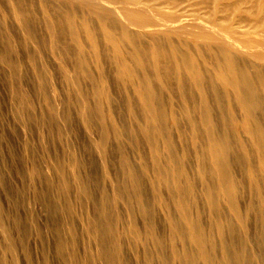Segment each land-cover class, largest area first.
<instances>
[{
    "label": "bare ground",
    "instance_id": "obj_1",
    "mask_svg": "<svg viewBox=\"0 0 264 264\" xmlns=\"http://www.w3.org/2000/svg\"><path fill=\"white\" fill-rule=\"evenodd\" d=\"M2 1L3 0H0L1 5L4 4ZM7 1L6 2L10 4V9L12 11L13 16H15V18L18 22V23L16 22L17 23L16 25H19V27H21L24 31V33H23L24 43H30V44L36 43L38 46L41 43L40 42L41 41L40 40V34H42V37L44 35H46L47 38L49 39L48 43H49V46L52 50L50 52L54 56V58H53L54 62L57 63V64H55L56 65L55 67H57L56 73H60V75H62L66 78V79H64V80H66V84H64V85H67V87L72 89V92L74 93V95L77 98L80 99L81 96L86 97L84 102H86V104L88 103L87 106L89 104H92L91 100H93V98H96V99H98V101H96V102H98L100 105V108H99L98 104L97 105L95 104L96 106H98L97 108H99V110L101 108H103L101 106V104H102L101 101L103 102L102 97H104V96H101V94H102L101 92L104 89L109 90L111 88V87L108 88L107 84H109L108 82H110L112 79L110 81H108L109 77L106 78L107 77L106 71L108 69L110 70L112 68V70H110L114 73V75H112V77L115 76V81L120 83L119 86L121 85L120 87L122 88V92L124 90H127V88L130 91H132V93L130 92V94L131 95L133 94V96H132L133 102L132 101L131 102L133 103V106L136 107V110H140L139 112L133 110L135 113V116H133V114H131V112H130V114L134 118L137 117L136 118L137 120L136 119L135 120L139 124V125H137L136 121L133 118L132 121H135L136 125L138 126V127L137 126L136 127L138 129L135 128V125L134 126L132 125L133 128L138 130V131L136 130V132L138 133V136H141L142 139L145 141V143L150 147H147L145 145V143H144V145L147 148H152L156 154H157L156 150H158V148H162L164 150V152H166V154L168 153L167 151H169V150L171 152L173 150H175V151L177 150L175 145L176 144L179 145V143H176V142H178V138H177V141H174V143H176V144H174L173 140H175L176 138L172 139L171 136L172 137H174V136L178 137L179 136L178 131L183 129V128H180L181 127L180 123L183 121H187V120H185V118H186L185 116H187V114H188V113H186L187 110L186 111L183 110L185 113L184 114L185 115L184 120H181V121L179 120L180 122L176 120L175 115H177V116L180 115V114H178V111H181V110L177 111L176 109L178 108L179 105H181V103H182L181 107L184 106L186 108L190 107V105L187 103L193 102L194 105L193 104L192 105L195 107H196L195 104L198 103V105H197L198 108H202L201 111H203V108H205L206 110L209 109L208 108L209 106L204 104V103H207L206 102L207 99L212 98L211 100L213 103L217 101L218 103L220 102L222 105H223L222 102L226 101L227 104L225 103L223 105V106H225V105L227 106V107L225 106L227 108L226 109L227 112L224 110L225 114L223 113L226 117L222 114L225 117V119H224V117H223V119H221V123H223L224 128L227 129V131H226L227 133L225 135L222 132L223 130L222 131L218 130V131H221L222 134L221 133L220 134L223 135V136H219L220 134H218L216 132L217 131L216 129H213L211 131V133H208V135L212 134V132L215 130L214 132L217 133L216 138H213L214 132H213V135H211L212 139L208 138V135H205L209 131V129L211 128L210 126H213L212 125L213 120L216 118L218 119L221 116V115H219V112L222 113L221 108L223 106H221V105H219V106H221V108L219 107L220 111L218 113H217L218 110H216V113L213 114L212 112H210V109H209L208 111L210 112V114L206 110H205L206 113L205 112L203 113L204 116H202V113H201V116L203 118H201V116L197 115L198 117L201 118L200 119L201 121H199V122H195V120L197 119V116L195 113H197V112L194 113L196 116L195 120L193 119L194 116L192 113H190V115L192 114V116L188 115L194 121L189 119V117H188L187 119H189V120L187 121V123L185 124V122H184V124L189 127V128L186 127V128H188L187 131L191 130L193 138L195 137V139L197 140L195 142H197V143L199 142L201 145V147H199L200 149H197V150H196V148H198V147L194 146L195 147L194 150H195L196 155H197L196 156L197 159L195 158L196 163H197V166H195V167H197V168L196 169L194 168L195 171L197 172V173L195 172L197 175L196 177H194L191 174H187L188 170H186L187 172H185V170H183V168H185L187 163H186V165L184 164L185 166L183 165L181 167L182 161H181L180 166H179L180 168L178 167V170L176 171L178 173V178H179L178 184L176 183L177 181L176 182H175V180L172 181L173 175L168 174L169 170L168 171H165V170L162 171L161 170V172H159L158 171L159 169H156V172L158 171V174H159L158 176L157 175L154 176L150 172V170H148L149 168H146V170H148L154 176V178L156 177L157 179H159L158 177L163 176L164 180H162V179L161 180H162V182H164L165 189H167V192L169 191V193L173 194V197H174V194L176 196L175 202L177 205H175V204L174 205H175V207H177V206L179 207L178 209H180V210H179L178 214L181 213V217H179L180 221L178 220L179 221L178 222L177 219L174 220L173 217L177 218L179 215L177 216L175 214L176 215V217H175V215L173 213L172 214L173 217L171 219H172V222L175 221L176 224L179 223V225H178L179 230L176 228V225L175 226L171 225L170 221H169V223H170L169 226L175 227V230L177 229L178 230L177 232L179 233V234H177L173 230L174 233L177 234L176 236L180 235L181 238L187 242V245H189L188 248H190V246H192V249H194L193 250L194 253L196 252L198 254L197 257L195 258L193 252L191 254L189 251V253L186 254L185 253L186 250H185V252H183L181 254V252H182L181 251L179 254L182 255V257H181V255H180V257L182 258L181 260H183L185 264H264V123L262 122L263 120L260 121L261 116L262 117L264 116V0H7ZM35 2H37V3L35 4ZM7 3H6V6H8ZM34 4L37 5L38 10H40L42 20H43V26L44 27L41 28L42 25L39 26V30H36L35 26L33 25L34 22L32 24V16L36 13L40 14V12L39 13L37 12L38 10H36V13H34V11H35L34 10V8H35ZM36 16H34V18H36V19L40 18V15H39V17H36ZM41 24H42V22H41ZM38 25H40V23ZM17 28H18V26H17ZM18 30H19V28H18ZM4 31L6 33H8L7 28ZM0 32H1V30H0ZM10 32H12V31H10ZM11 36H12L11 34L5 36L4 40L1 42L2 47H0V65L1 64L4 65L9 71H11V73L13 75L14 74L16 75L17 73H19V71L21 70L22 67H21V64H20V66H18L16 64L15 60L18 57L19 52L17 49H14V47H13L14 45L10 44ZM11 40H12L11 43H13V41H14L13 36H12ZM25 46H27V45H25ZM35 50L36 51L38 50L37 47L35 48ZM105 50L107 53H104ZM105 56L107 57V60H106ZM28 57H29V61H30L29 65H30L31 72H38L39 76L41 74H43V70H45V68L43 69L42 63L40 62L41 63V66H40L39 65L40 63L38 64V61H37L39 54L37 55V54H35V52H33ZM42 60H43V58H42ZM68 60H71V61L73 60V62L71 63V61H68ZM106 63H108L107 64L108 67L106 66ZM44 65L45 64H43V66ZM52 66L50 67V69L53 68ZM47 70H48V68H47ZM52 70H50L49 76H51V74L53 73V72L51 73ZM109 70H108V72H109ZM54 71H55V69H54ZM47 72H49V71H47ZM95 73L98 75V78H99V76H101V78H103L102 79L103 81L101 83L97 82L98 79L95 80L96 79V77L94 78V76L96 75ZM19 74H20V76L19 75L18 76L21 77V72ZM110 74H111V72H110ZM44 75L47 76V73L45 74V71H44ZM54 77H55V75H54ZM44 78H42V79H44ZM32 80H34V79H32ZM48 80L50 81V83L47 82L48 84L41 81L44 83L41 86L46 87L45 89L47 92L46 91L45 92H46V94L48 93L47 96L50 99L49 102H51V100H52L51 103H53V101H54V103L56 104V106L54 105L55 106L54 108H56L58 106L57 104L59 102L58 98H57L59 96H57V95H58L59 91L62 90L61 89L62 84L57 83V82L51 83L52 82L51 81L52 76H51V80H50V78ZM98 81H100V80H98ZM45 82H46V78H45ZM6 83L7 82H5V84ZM20 83L21 82H19V84ZM114 84H116V83H114ZM114 84H113V86H114ZM31 85H33V84H31ZM113 86H112V88H113ZM124 86L126 87L125 89L123 88ZM116 88H117V86H116ZM43 90H44V88L42 89V91ZM19 91H21V90H19ZM89 91H93V92H89ZM128 91H125V93L126 92L129 93ZM168 91H169V93L172 92V94H170L171 96L169 97L168 100H166L168 96L165 97V95H169V93H167ZM113 92H114V90H113ZM194 92H196L195 97L197 96V94L200 95V97L198 96L200 99L197 97L199 100L196 98L194 99ZM35 93H37V92H35ZM107 93L112 94L110 92H107ZM164 93H166V94L164 95ZM23 94H24V92H23ZM178 94H179V96H178ZM19 95H20V93H19ZM105 95L110 98V95H107L106 92H105ZM66 96H68V95L66 94ZM26 97H27V94H26ZM64 97H62V98H64ZM90 97H91V99H90ZM163 97L165 98L166 102H164L165 100L163 101V99H164ZM174 98L180 99V101H181V103H177L179 100L176 99L177 100L176 103L179 105L177 107H175L176 104L174 103L175 106H173L174 108H176L175 110H176L177 114L174 113L175 111L171 112L172 110L170 108L172 106L169 107V105H173V102H175ZM65 99H61V97H60V101L62 100V102ZM69 99H70V97H69ZM96 99H94L93 101H95ZM105 99H106V97H105ZM119 99H120V97H119ZM125 99H127V98H125ZM125 99H123V100H125ZM213 99H214V101H213ZM82 100H84V98ZM109 100L110 99H108V102H105V103H109V102L112 103V101H109ZM111 100H112V98H111ZM129 100H127V101L125 100L126 102L124 101V103L127 104V106H128L127 102ZM114 101H115V99H114ZM168 101H169V103H168ZM23 102H24V100H23ZM65 102H67V100ZM121 102H120V104H121ZM59 103H61V102H59ZM80 103H83V102H80ZM213 103H212V105H213ZM86 104H85V106H86ZM95 105L93 104V106H95ZM107 105L110 106V104H107ZM214 105L216 106L215 103H214ZM63 106H64V104H63ZM80 106H82V105H80ZM93 106H91L90 111L92 110ZM104 106H106V105H104ZM165 106L167 107V109L169 107L170 111L168 109V112H167ZM205 106H207V107H205ZM110 107H112V105ZM129 107L131 108V104ZM18 108H20V107H18ZM87 108H86L87 110H84V109L83 110L88 112L89 107H87ZM130 108H129V111H131ZM174 108H173V110H174ZM57 109H58V107H57ZM59 109H61V108H59ZM66 109H67V107H66ZM121 109H122V107H121ZM121 109H119V110H121ZM132 109H134V108L132 107ZM182 109H183V107H182ZM216 109H218V106ZM29 110H31V109H29ZM97 110L95 111L93 108V111L99 112V110L98 111ZM236 110L241 112V114L237 113L238 111L236 112V114L240 115L238 117V119L235 115ZM100 111H102V113H104L103 110H100ZM104 111H106V109ZM133 111H132V113H133ZM183 111H181V112H183ZM189 111H192V110L189 109ZM196 111H198V110H196ZM108 112H109V110H108ZM136 112H138V113H136ZM102 113H100V115L95 114V116L94 115H92V116L96 117V115H99V117L98 116L97 117L100 118L101 115H104V117L105 116L107 117L108 113L106 115H105V113L104 114H102ZM211 113L213 115L216 114L214 117H216L217 114L219 117H216V118L212 117V119H210ZM90 114H92V111L88 115H90ZM127 114H129V113H127ZM130 114H129V117H130ZM181 114H183V113H181ZM20 115H21V113H20ZM90 116H88V118H91ZM118 116H120V115H118ZM181 116L183 117V115H180V117ZM104 117H103V119H104ZM113 117L115 118V116H113ZM18 118H20V117H18ZM28 118H29V116H28ZM88 118L85 120H87L90 123V120ZM60 119L62 120V118H60ZM79 119H80V116H79ZM91 119H95V118H91ZM217 119H216V122H217ZM96 120H97V118H96ZM96 120L92 122L93 127H95L94 125L96 123ZM105 120L108 121L109 117H108V119L106 118ZM219 120L220 119H218V123H219ZM222 120H225V121L222 122ZM65 121H66V119L64 118L63 122H65ZM101 121H103V120H101ZM101 121L99 123H101ZM16 122H18V121H16ZM119 122H120V120H119ZM121 122H122V120H121ZM80 123H81V119H80ZM218 123H216L217 125L215 126V127L218 126L217 129L220 128L221 126H223V125H221L219 127ZM104 124L105 123H103L102 125H104ZM131 124H133V123L131 122ZM87 125H90V124H86V127H88ZM99 125L101 126V124H99ZM115 125H118V124H115ZM115 125H114V127H119V126H115ZM185 125H183V127ZM81 126H83V121H82ZM100 126H98V127H99V130L101 132ZM93 127L91 129H93ZM121 127H122V129L125 128V126L123 128V125ZM208 127H209V129H208ZM109 128H110V126H109ZM126 128L129 129V130L128 129L126 130V131H128L129 134H131L129 132L130 129H132V131H131L132 133H133V130L135 131V129H133L131 126H130V128L129 127H126ZM186 128H184V129H186ZM221 128L223 129V127H221ZM83 129H84V127H83ZM88 129L89 128L85 129V131ZM117 130L119 131V129H116V131ZM93 131L96 132V130H93ZM120 131H121V133L123 132V130H121V129H120ZM224 131H225V129H224ZM74 132L76 133L75 130H74ZM89 132H91V131H89ZM89 132H85V133L88 134ZM97 132L99 133V131H97ZM181 132L184 133L185 130H183ZM105 133H107L106 138H109L108 140H110V137H108V135H110L109 131L107 132L105 130ZM123 133L120 134V132H119V135H121L120 138L124 137ZM126 133H124V135ZM128 133L126 135V138L129 135ZM191 133L189 134V136L191 135ZM78 134L80 135V133H78ZM136 134H134V135H136ZM134 135H133V137H134ZM184 135L186 136L187 134L184 133ZM16 136H17V134H16ZM192 136H191V139H193ZM72 137H74V136H72ZM117 137H118V132H117ZM130 137H132V136L130 135ZM135 137H137V136H135ZM181 137H182V135H181ZM40 138H42V136ZM74 138H76V137H74ZM106 138L104 136L102 139H106ZM132 138H130L129 141ZM139 139H141V138H139ZM92 140H94V139H92ZM135 140H133L134 144L132 145L133 147L135 146L134 150L137 149L138 147H139V149H141L140 145H143V141L142 140H141L142 142L137 141V143L138 142L141 143L138 146V144L136 143ZM193 140H191V141H193ZM204 140H206V141H204ZM49 141H50V139H49ZM159 141L163 142V143L160 142L162 147H159V144H160ZM184 141H185V139H184ZM32 142H33V140H32ZM110 142H111V140H110ZM110 142H108V145ZM180 142H182L181 143V145H182L183 139ZM189 142L188 143L184 142V143L190 144L191 142L190 143ZM82 143H83V141H82ZM104 143L106 144V142H104ZM135 143L138 146L137 148H136ZM38 145H40V144H38ZM164 145H165L166 149H169V150L166 151L165 148L163 147ZM195 145L198 146V144H195ZM126 146H128V145H126ZM145 146H144V148H145ZM174 146H175V148H174ZM184 146H185V144H184ZM187 146L188 145H186V147ZM76 148H78V146ZM144 148H143V151H144ZM178 149H179V146H178ZM180 149H181V147H180ZM182 149H183V147H182ZM184 149L186 150V148H184ZM99 150H100V148H99ZM146 150L149 153L148 149H146ZM185 150L182 152H184L183 154H185V156H186ZM187 150H188V148H187ZM97 151H98V149H97ZM121 151H123V149ZM139 151H141V150H139ZM175 151H173L174 155L176 152H179V151L181 152V150L176 151V152ZM189 151H191V150H189ZM76 152H77V150H76ZM144 152H142V153L144 154ZM154 152L152 153L153 155H154ZM159 152L160 151L158 150V153ZM193 152H192V154L194 155ZM162 153L163 152L161 151V153H160L161 156H159L157 154L159 156V158L163 157L165 155V153H163V154ZM136 154H138V153H136ZM143 154H142L143 158H142V160H140L141 163L143 162V159L145 160L144 156H145L146 152H145L144 156H143ZM152 154H149V155H152ZM177 154H179V153H177ZM192 154H190V155H192ZM139 155H141V154H138L137 157H139ZM170 155H171V153H170ZM112 156H114V154ZM175 156H173V157H175ZM123 157L125 158V156H123ZM145 157H147V156H145ZM181 157L183 158V155ZM191 157H190V159H191ZM147 158L150 159V157H147ZM166 158L168 159V157L162 158L163 159L162 163H164V161L167 160ZM175 158L177 161V157H175ZM187 158L189 160L188 156L185 158V160ZM125 159H127V158H125ZM131 159H133V158L131 157ZM137 159H139V158H136V160ZM155 159L153 162H155L156 160L158 161V158L156 160ZM160 159H159V161H160ZM170 159H171V156H170ZM112 160H114V159H112ZM112 160H111V162H112ZM193 160H194V158H193ZM100 161H102V160L100 159ZM123 161H122V163H124ZM176 161H175V163H176ZM194 161H190L191 164ZM137 162L138 161H136V163ZM148 162H149L148 164L150 167L153 163L151 164L150 161H148ZM102 163H103V161H102ZM107 163H106V165H107ZM117 163H118V161H117ZM130 163L128 162V164L127 163H125V164L129 165ZM168 163H170V162H168ZM196 163L195 164L193 163V164L196 165ZM125 164H124V166H126ZM145 164H146V162L144 163V165L141 164L142 167L143 166L146 167ZM157 164H159V163H156V165ZM133 165H134V162L131 166H133ZM136 165H138V163ZM154 165H155V163H154ZM161 165H160V167L164 166L163 168L165 169L166 165L165 164H163V166H161ZM169 165H171V164H169ZM194 165H192V166L194 167ZM71 166L74 167L73 165H71ZM118 166H120V165L118 164ZM100 167H101V165H100ZM127 167H128L127 169H130L129 166H127ZM155 168H157V167L153 166V170H155ZM171 168L174 169L175 167L174 168L171 167ZM186 168H188V167H186ZM71 169H70V172H72ZM142 169L144 170V168H142ZM175 169H177V167ZM191 169H193V168H191ZM59 170L61 171V169H59ZM134 170H136V169H134ZM134 170H132V171H134ZM146 170H144V171H146ZM151 170H152V168H151ZM129 171H131V170H129ZM144 171H143V173H145V174L148 172V171L147 172H144ZM191 171H193V170H191ZM124 172H126V171H124ZM124 172L122 171V174H126ZM73 173H75V172H73ZM44 174H46V173H44ZM109 174H111V173L109 172ZM129 174H131V173L128 172L127 175H129ZM145 174H142V175L140 174L143 177V179L145 177L149 176V173H147L148 176H147V174L146 175ZM192 174H194V173L192 172ZM107 175H108V173H107ZM112 175H114V174H112ZM117 175H119V174H117ZM132 175H130V176H132ZM135 175H138V174L136 173ZM143 175H145V177ZM152 175H150V176H152ZM189 175H190V177L192 176L191 178L194 177L195 179L194 178L192 180L189 179L190 178V177H188ZM73 176H74V174H73ZM169 176L171 177L170 178L171 180L169 179ZM117 177H119V176H117ZM135 177L136 176H134V178ZM138 177L139 176H137V179L139 180L140 178H138ZM134 178H133V181H134ZM74 179H75V177H74ZM122 179H123V182L128 180V179L126 180V179L121 177V180H118V181H122ZM148 179H150V177H148ZM103 180L104 179H102V185H103V182L105 181V180L104 181ZM115 180H117V178ZM176 180H177V178H176ZM139 181H137V182H139ZM155 181L152 183L155 184ZM171 181L175 182V183H172ZM28 182H29V180H28ZM135 182H134V185L136 187ZM143 182L144 181L142 180V183ZM149 182L151 183V180ZM145 183H144V185H145ZM152 183H151V186L155 187V185H153ZM125 184H126V187H128L127 186L128 183H125ZM113 185H114V183H113ZM118 185H117V187H118ZM129 185H130V182H129ZM139 185L137 188H139ZM147 185H148V180H147ZM158 185L160 186V184H158ZM158 185H157V188L159 189ZM104 186H102V187H104ZM108 186L110 187V185H108ZM151 186L149 185L148 188H151ZM122 187L123 186H120L119 189L121 190ZM131 187H130V191L132 189ZM145 187L147 188V186H145ZM154 187H153V189H154ZM161 187H160V190H161ZM197 187H198V189H199V187H201V188L203 187V189H204V190L201 189L204 192V195L201 194V196H205L207 208H206V211L204 210V212H206V214L208 212L209 214H207V215H209V216L206 215L207 216L206 220L203 218L204 219L203 221L204 222L206 221V225H207L208 224L207 223L208 217H211L210 218L211 219L210 225L208 224V227H206L204 225L205 228H209V226L211 227V229H212L211 233H210L211 230L208 232V229H206L207 230V232H206L205 228L202 227V225H201L202 224L201 223L202 217L199 218L200 215H198L199 217L196 215V217L194 218L193 216H195V215L192 213L193 211L191 212L192 205H194L193 207L196 209L198 207L197 206L198 204L196 202L197 198H194L196 201H191L192 195H193V197L194 196L199 197V196L194 195V191L197 190L196 189ZM142 188H143V186L140 187L139 190ZM157 188L155 187L156 190H157ZM49 189H51V188H49ZM153 189H151V190H153ZM58 190H60V189H58ZM115 190L116 189L114 188V191ZM142 190H143V192H145V189H142ZM142 190H140V191H142ZM62 191L63 190H61V192ZM104 191H103V194H104ZM114 191L110 190L111 193H113ZM136 191H138V190H136ZM140 191H138L139 193L138 192H136V193L138 195L141 193L143 194V192L140 193ZM66 192H68V191H66ZM86 192H88V191H86ZM116 192L119 193L118 191H116ZM133 192H135V188H134ZM151 192H153V191H151ZM41 193H42V191H41ZM128 193H126V194H128ZM136 193H134V194H136ZM155 193H154V195H157V192H155ZM201 193H202V191H201ZM120 194L123 195L124 193L120 192ZM129 194L132 195L133 193L131 192ZM163 194H164V192H163ZM163 194H162V196H163ZM117 195H119V194H116V196ZM146 195H148V194H146ZM140 196H142V195H140ZM113 197H115V196H113ZM119 197H120V195H119ZM119 197L117 198L116 201L119 200ZM123 197H125V199H126V196L123 195ZM154 197L156 198V196H154ZM169 197H172V196H169ZM122 198H121V201H122ZM128 198H127V201H128ZM135 198H136V195H135ZM142 198H146V197L142 196ZM153 198H152V200H153ZM159 198H161L159 200H162V198H164V196L163 197L159 196ZM87 199H89L88 196H87ZM104 199H105V197H104ZM172 199H174V198H172ZM199 199L203 200L204 197L203 198L199 197L198 200ZM141 200H143V199H140V201ZM201 200H199V203L203 202ZM111 201L114 202L115 199H114V201L111 199ZM124 201L125 200H123V202ZM135 201L136 202H134V201L133 202L135 204H137V202H138V205H136L137 206L136 208L139 209V205H140L139 204V198H138V201L137 200H135ZM143 201H145V200H143ZM143 201H141V204ZM146 201H147V199H146ZM154 201L156 202V199L153 200V203H154ZM120 202L118 201V203H120ZM131 202L132 201H130V203ZM165 202H168V201H164V203ZM144 203L145 202H143V205H144ZM170 203H172V202H170ZM170 203L168 205H170ZM203 203H204L203 205H205V202H203ZM148 204H149V202H148ZM156 204H158V203H156ZM42 205H43V203H42ZM78 205H80V204H78ZM99 205H100V203H99ZM106 205H107V203H106ZM120 205H122V202ZM145 205H147V204H145ZM203 205H200V206H203ZM109 206L111 207L112 205H109ZM116 206H119V204L118 205L116 204L114 207H116ZM148 206H145V207L148 208ZM161 206H163V205L161 204ZM170 206H172V205H170ZM170 206H169V208H170ZM99 207L101 209V206H99ZM103 207H104V205L102 206V210H105V209H103ZM107 207H108V205H107ZM107 207L105 206V208H107ZM159 207H160V205H159ZM175 207H172V208H175ZM199 207H198V209H199ZM79 208L80 207H78L77 209H79ZM81 208H82V206H81ZM123 208H124V206H123ZM164 208H166V207H164ZM164 208H162V209H164ZM138 209H137V211H138ZM141 209H139V211H141ZM144 209L142 210V211H144L143 213L149 212L148 209H145L146 211ZM201 209H202V207H201ZM118 210H120V209H118ZM166 210H164L166 212V214L168 211L173 212L172 211L173 209L168 210V207L166 208ZM79 211H80V209H79ZM108 211H111V210H108ZM125 211H124V213L126 214L127 212H125ZM151 211H152V209H151ZM176 211H177V209H176ZM176 211L174 210L175 213H176ZM100 212L103 213L105 211H100ZM149 213H151V212H149ZM139 214L140 213H136L137 217ZM169 214H171V213L169 212ZM199 214H200V212H199ZM104 215L105 214H103V217H104ZM108 215H110V214H108ZM127 215H128V213H127ZM129 215H130V213H129ZM151 215H153V214L151 213ZM110 216H112V215H110ZM201 216H202V214H201ZM106 217H109V216H106ZM129 217L131 218V216H129ZM86 218H89V217H86ZM96 218L97 217L95 216V219ZM110 218H112V217H110ZM117 218H119V217H117ZM130 218H128V219L131 221ZM132 218H134V216ZM149 218H151V217H149ZM92 219H94V218L92 217ZM96 220H93V221H96ZM106 220L107 219L105 218V220H104L105 223L107 222ZM108 220H109V218H108ZM141 220H143V219L141 218ZM5 221H7V220H5ZM86 221H88V220H86ZM208 221H210V220H208ZM99 222H100V220H99ZM110 222H111V220H110ZM110 222H108V224ZM113 222H116V221H113ZM127 222H129V221H127ZM144 222H145V220H144ZM152 222L150 221V223H152ZM175 222H174V224H175ZM119 223H117V224H119ZM124 223H125V221H124ZM130 223H129V225L132 224V223L131 224ZM89 224H92V223H89ZM133 224H136V223L133 222ZM137 225H138V223H137ZM137 225H134V226H136V228H137ZM3 226H4V224H3ZM5 226H7V225H5ZM96 226L97 225H95L94 227L92 226V227L95 229ZM110 226H111V224H110ZM113 226H114V224H113ZM145 226H146V224H145ZM158 226H159V224H158ZM85 227H86V225H85ZM102 227H103V224H102ZM108 227L106 226V228H108ZM151 227L153 228L154 226L151 225ZM98 228H99V226H98ZM98 228H96V229H98ZM114 228H115V226H114ZM134 228H132V229L134 230ZM139 228L140 227H138V229ZM146 228L149 229L150 227H146ZM88 229H90V226ZM108 229L111 230V228H108ZM132 229L131 230L129 229V231H131L132 234H134ZM90 230L93 231V229H90ZM137 230H136V232H137ZM141 230L138 233H140L142 235L145 232H144V230H142L143 233H141ZM149 230H148V232H150ZM152 230L154 232V228ZM106 231H109V230H106ZM113 231H112V233H114ZM129 231H127V233ZM254 231H255V233H254ZM96 232H97V230H96ZM98 232L100 233L99 230H98ZM102 232H104V231H101L100 234L103 236L104 233H102ZM109 232L111 233V231H109ZM148 232H147V234H149V236H150V233H148ZM153 232L151 231V233H153ZM87 233H89V232H87ZM94 233H95V231L91 234L96 235V238H97V236H99V235L94 234ZM168 233H170V232H168ZM168 233H167V235H168ZM68 234H70V233H68ZM107 234L109 235V233H107ZM114 234L118 235L117 233H114ZM114 234H112V235H114ZM119 234L122 235L124 233L119 232ZM128 234L126 236H128ZM132 234L130 236H132ZM140 234H138V236ZM171 235H173L172 232H171ZM100 236H99V238H100ZM104 236H107V235L105 234ZM120 236L118 235L117 237H120ZM130 236L128 238L132 239L133 236L132 237H130ZM134 236H136V235L134 234ZM149 236L143 238V240H145L146 238L149 239ZM154 236L157 237V235H154ZM122 237H123V235H122ZM153 237H150V238L152 239ZM158 237L157 238L154 237V238L157 240ZM252 237H254L253 239H255V240H253V241H255V245L257 244V246H255V245H253V246H255V249L258 250L259 253L256 252L255 249H253V250L251 249V245L253 243V241L251 239ZM17 238H19V237H17ZM170 238L172 239L171 236H170ZM173 238H175V237H173ZM92 239L94 240V237ZM114 239H116V238H114ZM126 239H127V237H126ZM151 239H149V240H151ZM166 239H167V236H166ZM180 239L175 238L176 241L180 240ZM100 240L101 239H99L98 241H100ZM127 240H129V239H127ZM136 240H138V238ZM158 240H157V242L160 246V243ZM175 240H174V242H175ZM96 241H95V243H96ZM103 241L104 240H102V242ZM111 241L115 242V240L113 241V239ZM116 241H118V240H116ZM142 241H139V243L141 242V244H142ZM185 241L183 244L186 243ZM145 242L143 241V243H145ZM171 242H172V240H171ZM174 242H173V245H174ZM180 242L182 243L183 241H180ZM97 243H100V242H97ZM119 243L117 245H119ZM121 243H123V242H121ZM175 243L179 245V243H177V242H175ZM97 245H99V244H97ZM97 245H95V246H97ZM102 245H104V244H102ZM102 245L100 243V246H102ZM146 245H147V242H146ZM146 245H145V247H146ZM155 245L157 248L158 247L157 243ZM19 246H21V244ZM113 246H112V248L115 249V247H113ZM120 246H118V247H120ZM147 246H149V245H147ZM171 246L172 245L170 244V246L167 248L171 249ZM256 247L259 249H257ZM148 248L151 251L150 247H148ZM172 248H174L173 250H175L178 247L176 246V248H175L174 246H172ZM2 249H3V247H2ZM96 249H98V248H96ZM108 249H109V247H108ZM119 249L120 248H118V249L116 248V250H119ZM157 249L159 250V247ZM183 249L184 248H182V250ZM192 249H191V251H192ZM103 250H104V247H103ZM133 250H134V248H133ZM154 250H155V248L153 249V252H154ZM161 250H162V248H161ZM108 251H111V250L109 249ZM112 251H113L112 254L115 253L114 250H112ZM0 252H1V250H0ZM103 252H101V253H103ZM119 252H120V250H119ZM119 252H118V254H121V257H122V252L121 253H119ZM161 252H163V251H161ZM174 252L175 251H173L171 253H174ZM108 253H110V252H108ZM157 254H158V251H157ZM104 255H103V257H104ZM160 255H156V256H160ZM173 255H175V254H173ZM3 256H4V254H3ZM93 256L95 257V255H93ZM105 256H107V254ZM112 256L113 255H111V257ZM138 256H139V254H138ZM109 257H110V255H109ZM114 257H116V255ZM171 257H172V255H171ZM176 257L177 256L175 255V258ZM162 258H164V257H162ZM117 259H115V260H117ZM143 259H145V258H143ZM158 259H160V258L158 257ZM105 260L107 263V261H108L107 257L105 258ZM119 261H121V259ZM115 262L112 264H117V261H115ZM176 262H177V260H176ZM169 263H170V261H169ZM179 263H180V261L177 262V264H179ZM108 264H109V261H108ZM159 264H164V263H159Z\"/></svg>",
    "mask_w": 264,
    "mask_h": 264
},
{
    "label": "rangeland",
    "instance_id": "obj_2",
    "mask_svg": "<svg viewBox=\"0 0 264 264\" xmlns=\"http://www.w3.org/2000/svg\"><path fill=\"white\" fill-rule=\"evenodd\" d=\"M7 0H3L2 2L4 3L3 5H1L0 4V30H1V32H0V47H2L1 46V42L4 40V38H5V36H7V35H12L13 36V39H14V41H13V43H11V39H12V36H11V38H10V44L11 45H14L13 47H14V49H17L18 50V52H19V55H18V57L16 58V64L18 65V66H20V64H21V70L19 71V73L21 72V77H19L20 76V74L19 73H17L16 75L14 74H12L11 73V71H9L4 65H0V250H1V252H0V264H108V261H109V264H112V263H114L115 261H117V264L119 263V264H159V263H164V264H177V262L178 261H180V263L181 264H185L184 263V261L183 260H181L182 258V253L183 252H185V250H186V254L187 253H189V251H190V253L192 254V252L194 253V249H192V246H190V248H188L189 247V245H187V242L184 240V239H182L181 238V236L180 235H178V236H176L177 234H179L177 231L179 230L178 228V225H179V223H177L176 224V222L174 221V220H176L177 219V221L179 220L180 221V218L179 217H181V213L180 214H178L179 213V210L180 209H178L179 207L177 206V207H175V205H177L176 204V202H175V199H176V196H175V194H174V197H173V194H171V193H169V191L167 192V189H165V186H164V182H162V180H164L163 178V176H160V177H158L159 179H157L156 177L154 178V176H158L159 174H158V171L159 172H161V170L163 171V170H165V171H168L169 173L168 174H171V175H173V178H172V181H174L175 180V182L178 184V173L176 172L177 170H178V167L180 166V163H181V161H182V165H181V167L185 164L186 165V163H187V165L185 166V168H183V170H185V172H187L186 170H188V172H187V174H191V175H193L194 177H196L197 175H196V171H195V169L197 168V167H195V166H197V163H196V159H197V155H196V152H195V147H198V148H196V150L197 149H200L199 147H201V145H200V143L198 142H195V141H197L196 139H195V137L193 138V136H192V133H191V130H189V131H187L188 130V126H186L185 124L187 123V121L189 120V119H191V117L190 116H192V114H193V116H194V120L196 119V116L197 115H199V116H201V113H202V116H204V112L206 113V111H208L209 109H210V112H212L213 114L214 113H216V110H218L217 111V113L220 111V108H221V106H223L225 103H226V101L225 102H222L223 103V105L219 102H214L215 104H216V106L214 105V103L212 102V98L211 99H207V103H204V104H206L207 106H209L207 109L208 110H206L205 108H203V111H201L202 110V108H198V103L197 104H195L196 105V107L195 106H193L194 104H193V102H191V103H187V104H189L190 105V107L189 108H186V107H184V106H182L183 107V109H182V107H181V105H182V103H181V101H180V99H177V98H174L175 99V102H173V105H169V107L170 106H172L170 109L172 110L171 112H174V113H176L177 114V112H176V110L178 111V110H181V111H186L187 110V112L186 113H188L187 114V116H185L184 114V111L183 112H181V111H178V114H180V115H183V117L181 116L180 117V115H175V118H176V120L177 121H181V120H184V118H185V120H187V121H183V122H181L183 125H185L184 127H183V125L180 123V128H183L182 130H180V131H178V134H179V136L178 137H176V136H174V137H172L171 136V138L172 139H175V140H173V143H174V141H177V138H178V142H176V143H179V145L178 144H176V143H174V144H176L175 146H176V151H179V150H181V152L182 151H184L185 149L184 148H186V156H185V154H183L184 152H176L175 150H173V151H175L176 153H175V155H174V153H173V151L171 152L169 149H166V147H165V145L163 146L164 148H165V150L167 151V150H169V151H167L168 153L166 154V152H164V150L162 149V148H158V150L160 151L159 153H158V150H156V152H157V154L159 155V156H161V151L163 152V153H165V155L163 156V157H160L159 158V156L153 151V149L152 148H147V147H150V146H148L146 143H145V141L142 139V137L141 136H138V133L136 132V130L138 129L137 127V125H139L138 123H137V117L136 118H134L133 116H135V113H134V111L133 110H135V111H140V110H136V107L135 106H133V100H132V96H133V94L131 95L130 94V92L132 93V91H130L128 88H127V90H124L126 87L124 86L123 88V92H122V88L119 86V84L120 83H118V82H116L115 81V76H113L112 77V75H114V73L112 72V71H110V70H112V68L109 70L107 67V64L108 63H106V68L109 70V72H108V70L106 71V78H108V81H110L111 79V81L110 82H108L109 84H107V86H108V88H110L108 91L107 90H103L101 93V96H104V97H102L103 98V102L101 101V106L103 107V108H101L100 110H103V112L105 113V115L108 113H110L109 115L107 114V117L105 116L104 117V115H101L100 116V118H98L99 117V115H100V113H102V111H100L99 110V108H100V105H99V103L98 102H96V101H98V99H96V98H93V100L94 99H96L95 101H93V100H91L92 101V104H89L88 106H87V104H86V102H84L85 101V99H86V97H80V99L79 98H77L75 95H74V93L72 92V89H70L69 87H67V85H64V84H66V80H64V79H66L64 76H62V75H60V73H56L57 72V67H55L56 65L55 64H57L56 62H54V56L52 55V53L50 52V51H52L51 50V48H50V46H49V39L47 38V36L46 35H44L43 37H42V34H40V44L37 46V44L36 43H34V44H30V43H24V41H23V33H24V31H23V29L21 28V27H19V25H16L18 22H17V20H16V18H15V16H13V14H12V11H11V9H10V4L9 3H7L6 2ZM6 3H7V5L8 6H6ZM37 2H35V4H36ZM34 4V5H35ZM35 8H34V13H36V10H38V7H37V5H35L34 6ZM9 8V9H8ZM38 13L40 12V10H38L37 11ZM6 15V16H5ZM37 15V16H36ZM39 15H40V18H34V16H36V17H39ZM4 20V21H3ZM37 20V21H36ZM17 22V23H16ZM33 22H34V24H33ZM40 23V25H38L39 23ZM41 22H42V24H41ZM6 23V24H5ZM32 24L35 26V28H36V30H39V26H41V28L42 27H44L43 26V20H42V16H41V12H40V14H34L33 16H32ZM2 25V26H1ZM38 25V26H37ZM17 26H18V28H19V30H18V28H17ZM7 28L8 29V33H6L4 30ZM10 31H12V32H10ZM5 33V34H4ZM10 33V34H9ZM13 33V34H12ZM16 34V35H15ZM2 35V36H1ZM5 35V36H4ZM43 39V40H42ZM25 45H27V46H25ZM36 45V46H35ZM27 47V48H26ZM37 47V51L35 50V48ZM25 48V49H24ZM49 48V49H48ZM27 50V51H26ZM33 50V51H32ZM33 52H35V54H39V57H38V64L41 62L42 63V67H43V69L45 68V70H43V74H41L40 76H39V74H38V72H31V70H30V61H29V57L28 56H30L31 54ZM37 52V53H36ZM104 53H107L106 52V50L104 51ZM46 54V55H45ZM26 57V58H25ZM41 57V58H40ZM106 57V56H105ZM24 58V59H23ZM42 58H43V60H42ZM40 60V61H39ZM106 60H107V57H106ZM68 61H71V60H68ZM73 62V60L71 61V63ZM41 63L39 64L40 66H41ZM43 64H45L44 66H43ZM47 65V66H46ZM53 65V66H52ZM4 66V67H3ZM53 67V68H51L50 69V67ZM47 68H48V70H47ZM53 69V70H52ZM54 69H55V71H54ZM50 70H52L51 71V76H52V80H51V76H49L50 75ZM44 71H45V74L47 73V76L46 75H44ZM47 71H49V72H47ZM110 72H111V74H110ZM35 73V74H34ZM49 73V74H48ZM96 74V73H95ZM19 75V76H18ZM36 75V76H35ZM43 75V76H42ZM54 75H55V77H54ZM59 75V76H58ZM97 75V74H96ZM94 76V78L96 77V79L95 80H100V81H98L97 80V82H99V83H101L103 80V78H101V76H99V78H98V75L97 76ZM49 76V77H48ZM19 77V78H18ZM32 77V78H31ZM46 78V82H45V78ZM22 80H21V79ZM42 78H44V79H42ZM50 78V80L52 81L51 83H55V82H57V83H60V84H62V90H60L59 91V93H58V95L57 96H59V97H57L58 98V101L59 102H61V103H59L58 102V109H57V107L56 108H54L55 106H56V104L54 103V101H53V103H51L52 102V100H51V102H49L50 101V99H49V97L47 96L48 95V93L46 94V87H43V86H41V85H43L44 83H50V81L48 80ZM58 78V79H57ZM62 78V79H61ZM32 79H34V80H32ZM32 80V81H31ZM62 80V81H61ZM21 82L20 84H19V82ZM41 81H43V82H41ZM114 81V82H113ZM5 82H7L6 84H5ZM47 83V84H48ZM114 83H116V84H114ZM31 84H33V85H31ZM37 84V85H36ZM113 84H114V86H113ZM34 86V87H33ZM112 86H113V88H112ZM116 86H117V88H116ZM120 88H119V87ZM123 86V85H122ZM23 88V89H22ZM31 88V89H30ZM34 88V89H33ZM37 88V89H36ZM44 88V90L42 91V89ZM66 88V89H65ZM70 90H69V89ZM19 90H21V91H19ZM113 90H114V92H113ZM129 90V91H128ZM46 91V92H45ZM71 93H70V92ZM121 91V92H120ZM125 91H128L129 93H125ZM17 92V93H16ZM23 92H24V94H23ZM35 92H37V93H35ZM45 94H44V93ZM89 92H93V91H89ZM105 92H106V94L107 95H110V98L109 97H107L106 95H105ZM107 92H110V93H112V94H109V93H107ZM120 92V93H119ZM19 93H20V95H19ZM167 93H169V91L167 92ZM196 92H194V99L196 98V99H198L199 97H200V95H198L197 94V96L195 97V94ZM26 94H27V97H26ZM66 94L68 95V96H66ZM72 94V95H71ZM89 94V93H88ZM131 96H130V95ZM166 93H164V95H165ZM170 94H172V92H170L169 93V95H165V97L166 96H168L167 97V99L166 100H168L169 99V97L171 96ZM177 94V93H176ZM175 94V95H176ZM35 95V96H34ZM62 95V96H61ZM70 95V96H69ZM91 95V94H90ZM89 95V96H90ZM163 95V96H164ZM19 96V97H18ZM30 96V97H29ZM65 96V97H64ZM113 96V97H112ZM178 96H179V94H178ZM199 96V97H198ZM48 99H47V98ZM60 97H61V99H65V100H63V102H62V100L60 101ZM62 97H64V98H62ZM69 97H70V99H69ZM105 97H106V99H105ZM115 97V98H114ZM119 97H120V99H119ZM127 98V99H125V98ZM198 97V98H197ZM14 98V99H13ZM20 98V99H19ZM23 98V99H22ZM35 98V99H34ZM84 98V100H82ZM111 98H112V100H111ZM118 98V99H117ZM164 98V97H163ZM179 98V97H178ZM69 99V100H68ZM90 99H91V97H90ZM108 99H110L109 101H112V103L111 102H109V103H105V102H108ZM114 99H115V101H114ZM117 99V100H116ZM122 99V100H121ZM123 99H125L126 101L127 100H129L127 103H128V106H127V104H125L124 103V101L125 100H123ZM179 100L178 102H177V100ZM200 99V98H199ZM198 99V100H199ZM23 100H24V102L26 103H24L23 102ZM67 100V102L69 103H67V102H65ZM79 100V101H78ZM165 100V98L163 99V101ZM166 100L164 101V102H166ZM13 101V102H12ZM90 101V102H91ZM118 103H117V102ZM122 101V102H121ZM125 101V102H126ZM132 101V102H131ZM174 101V100H173ZM213 101H214V99H213ZM48 102V103H47ZM80 102H83V103H80ZM120 102H121V104H120ZM181 103V105H179V104H177V103ZM197 102V101H196ZM19 103V104H18ZM50 103V104H49ZM64 104V106H63V104ZM86 104V106L87 107H89V110H88V112L87 111H84V110H87L88 108L85 106V104ZM168 103H169V101H168ZM176 104V106H175V104ZM212 103H213V105H212ZM218 103V104H217ZM24 104V105H23ZM60 104V105H59ZM84 104V105H83ZM93 104L95 105H97L98 104V106H99V108H97L98 106H93ZM107 104H110V106L112 105V107H110V106H108ZM117 104V105H116ZM130 104H131V108L129 107L130 106ZM193 104V105H192ZM227 104V103H226ZM23 105V106H22ZM29 105V106H28ZM48 105V106H47ZM55 105V106H54ZM80 105H82V106H80ZM93 106L92 107V114H90V115H88L89 113H91V111H90V108H91V106ZM104 105H106V106H104ZM167 105V104H166ZM181 107H179V106ZM219 105H221V106H219ZM17 106V107H16ZM25 106V107H24ZM61 106V107H60ZM84 106V107H83ZM125 106V107H124ZM168 106V105H167ZM173 106H175V107H177L178 106V108L176 109V108H174ZM207 106H205V107H207ZM217 106H218V109H216L217 108ZM226 106V105H225ZM225 106H223L221 109H222V113L221 112H219V115H221L220 117L218 116V114H217V116L216 117H219L218 119H220L219 120V123H218V119L216 118V117H214L215 115H213L212 113H211V118L210 119H212V117H214V118H216L217 119V122H216V119H214L213 120V126H210L211 128V130L209 129V127H208V129H209V131L205 134V135H208V133H211V131L213 130V129H216L217 131V133L218 134H220L221 133V131L224 133V135L227 133L226 131H227V129L226 128H224V125H223V123H221V119H223V117L225 116L224 114V110L226 111V107ZM18 107H20V108H18ZM32 107V108H31ZM35 107V108H34ZM65 107V108H64ZM66 107H67V109H66ZM83 107V108H82ZM121 107H122V109H121ZM127 107V108H126ZM132 107L134 108V109H132ZM166 107V106H165ZM169 107H168V109H169ZM195 109H194V108ZM215 110H213L212 108ZM220 107V108H219ZM8 110H7V109ZM24 108V109H23ZM59 108H61V109H59ZM87 108V109H86ZM93 108H94V110L96 111L97 109L99 110V112H95V111H93ZM96 108V109H95ZM121 109V110H119V109ZM129 108L131 109V111H129ZM173 108H174V110H173ZM180 108V109H179ZM193 108V109H192ZM18 109V110H17ZM28 109V110H27ZM29 109H31V110H29ZM50 109V110H49ZM84 109V110H83ZM106 109V111H104ZM112 109V110H111ZM168 109H167V107H166V110H167V112H168ZM170 109H169V111H170ZM176 109V110H175ZM189 109H191L192 111H189ZM212 109V110H211ZM238 109V108H237ZM83 112H81V111ZM97 110V111H98ZM108 110H109V112H108ZM111 110V111H110ZM117 110V111H116ZM123 110V111H122ZM196 110H198V111H196ZM206 110V111H205ZM8 111V112H7ZM22 111V112H21ZM47 111V112H46ZM57 111V112H56ZM71 111V112H70ZM132 111H133V113H132ZM194 111V112H193ZM200 111V112H199ZM238 110H236L235 111V115H236V117H237V119H238V117L240 116V115H238V114H236V112H237ZM30 112V113H29ZM87 112V113H86ZM123 112V113H122ZM126 112V113H125ZM130 112H131V114H133V116L130 114ZM138 112H136V113H138ZM183 113V114H181V113ZM195 112H197V113H195ZM209 112V111H208ZM210 112H209V114H210ZM227 112V111H226ZM6 113V114H5ZM13 115H12V114ZM20 113H21V115H20ZM104 113H102V114H104ZM127 113H129L130 114V117H129V114H127ZM190 113H192L191 115H190ZM196 114V116H195V114ZM200 113V114H199ZM221 113V114H220ZM224 113V114H223ZM237 113H240L241 114V112L240 111H238ZM10 114V115H9ZM29 114V115H28ZM31 114V115H30ZM95 114H99V115H96V117H94L95 116ZM113 114V115H112ZM224 116H223V115ZM83 117H82V116ZM85 115V116H84ZM90 116L91 118H95V119H91V118H88V116ZM92 115H94V116H92ZM117 115V116H116ZM118 115H120V116H118ZM188 115H190V116H188ZM11 116V117H10ZM28 116H29V118H28ZM60 116V117H59ZM62 116V117H61ZM79 116H80V119H81V123H80V119H79ZM98 116V117H97ZM104 117V119H103V117ZM113 116H115V118L113 117ZM177 116V117H176ZM185 116V117H184ZM201 116V118H203ZM18 117H20V118H18ZM68 117V118H67ZM108 117H109V120L108 121H106L105 119L107 118L108 119ZM123 117V118H122ZM179 117V118H178ZM189 117V119H187ZM226 117V116H225ZM225 117H224V119H225ZM18 118V119H17ZM60 118H62V120L60 119ZM64 118L66 119V121L68 122H63L64 121ZM83 118V119H82ZM89 119L90 120V123L87 121V120H85V119ZM96 118H97V120H96ZM112 118V119H111ZM121 118V119H120ZM134 118V120L136 121V123H137V125H136V123H135V121H132V119ZM200 117H198L197 116V119L195 120V122H199V121H201L200 119H201ZM15 119V120H14ZM101 120H103V121H101V123H99ZM115 119V120H114ZM130 119V120H129ZM193 119H191V120H193ZM96 120V123H95V127H93V125H92V122L93 121H95ZM114 120V121H113ZM119 120H120V122H119ZM121 120H122V122H121ZM126 120V121H125ZM193 120V121H194ZM203 120V119H202ZM261 120H263L262 122L264 123V116L262 117L261 116V118H260V121ZM16 121H18V122H16ZM82 121H83V126H81V124H82ZM179 121V122H180ZM223 121H225V120H222V122ZM14 124H13V123ZM38 122V123H37ZM42 122V123H41ZM98 122V123H97ZM111 122V123H110ZM119 122V123H118ZM128 122V123H127ZM131 122L133 123V124H131ZM184 122H185V124H184ZM21 123V124H20ZM63 123V124H62ZM103 123H105L104 125H102ZM108 123V124H107ZM118 124V125H115V124ZM121 123V124H120ZM216 123H218V125H219V127L221 126V125H223V126H221V127H223V129L220 127V128H218L217 129V127H215L217 124ZM221 123V124H220ZM62 124V125H61ZM86 124H90V125H87L88 127H86ZM94 124V123H93ZM98 124V125H97ZM99 124H101V126L99 125ZM110 124V125H109ZM215 124V125H214ZM78 125V126H77ZM92 125V126H91ZM109 128V126H110V128L108 129L106 126ZM114 125L115 126H119V127H114ZM123 125V128H124V126H125V128L124 129H122V126ZM127 125V126H126ZM135 125V128H137V129H135V128H133V126ZM20 129H18L17 127ZM98 126H100V129H101V132H100V130H99V127ZM105 126V127H104ZM130 126L133 128V129H135V131L133 130V133L131 132L132 131V129H130V133L131 134H129L128 133V131H126L128 128H126V127H129L130 128ZM137 126V127H136ZM10 127V128H9ZM16 127V128H15ZM21 127V128H20ZM45 127V128H44ZM56 127V128H55ZM83 127H84V129H83ZM93 127V129H91ZM113 127V128H112ZM186 127H188V128H186ZM215 127V128H214ZM12 128V129H11ZM42 128V129H41ZM69 128V129H68ZM87 128H89L88 130L89 131H91V132H89L88 130H86L85 131V129H87ZM95 128V129H94ZM98 128V129H97ZM104 128V129H103ZM112 128V129H111ZM184 128H186V129H184ZM64 129V130H63ZM66 129V130H65ZM72 129V130H71ZM91 129V130H90ZM116 129H119V131L117 130L116 131ZM120 129L121 130H123V132L124 133H128L129 135V137H130V135L133 137V135L134 134H136V135H134V137L135 136H137V137H130V138H132L130 141H129V137L127 136V138H126V135H127V133L124 135V133H123V136L126 138H124V137H122V138H120L121 137V135H119V132H120V134H122L121 133V131H120ZM224 129H225V131H224ZM12 130V131H11ZM19 130V131H18ZM50 130V131H49ZM74 130L76 131V133L74 132ZM93 130H96V132L95 131H93ZM103 130V131H102ZM105 130L108 132L109 131V134L110 135H108V137H110V140H111V142H110V140H108L109 138H106V136H107V133H105ZM129 130V129H128ZM183 130H185V134H187L186 136L184 135V133H182L181 131H183ZM218 130H221V131H218ZM15 131V132H14ZM17 131V132H16ZM65 131V132H64ZM67 131V132H66ZM97 131H99V133L97 132ZM126 131V132H125ZM138 131V130H137ZM215 131V130H214ZM213 131V132H214ZM69 132V133H68ZM85 132H89L88 134H86ZM103 132V133H102ZM116 132V133H115ZM117 132H118V137H117ZM136 132V133H135ZM213 132H212V134H209L208 135V138H210V139H212V136L211 135H213ZM17 134V136H16V134ZM20 133V134H19ZM68 133V134H67ZM78 133H80V135L78 134ZM85 133V134H84ZM94 133V134H93ZM97 133V134H96ZM102 135H101V134ZM105 133V134H104ZM191 133V135L189 136V134ZM217 133H215L214 132V136H213V138H216V134ZM222 134V133H221ZM219 135V136H223V135ZM45 135V136H44ZM91 137H90V136ZM100 135V136H99ZM181 135H182V137H181ZM13 136V137H12ZM21 136V137H20ZM42 136V138H40ZM48 136V137H47ZM60 136V137H59ZM72 136H74V137H76V138H74V137H72ZM105 136V138L106 139H102L103 137ZM185 136V137H184ZM191 136H192V138L194 139H191ZM218 136V135H217ZM24 137V138H23ZM58 137V138H57ZM63 137V138H62ZM78 137V138H77ZM20 138V139H19ZM45 138V139H44ZM61 138V139H60ZM67 138V139H66ZM69 138V139H68ZM129 138V139H128ZM139 138H141V139H139ZM181 138V139H180ZM187 138V139H186ZM12 139V140H11ZM49 139H50V141H49ZM79 139V140H78ZM92 139H94V140H92ZM118 139V140H117ZM136 139V140H135ZM180 139V140H179ZM183 139V144L181 145V143L182 142H180L181 140ZM184 139H185V141H184ZM32 140H33V142H32ZM104 140V141H103ZM107 140V141H106ZM116 140V141H115ZM133 140H135L136 141V143H137V141H140V142H142L143 141V145H140V148L141 149H139V144H141L140 142H138L137 144H138V146H137V144H136V148L138 149H135L134 150V148H135V146L133 147L132 145L134 144L133 143ZM142 140V141H141ZM187 140V141H186ZM191 140H193V141H191ZM42 141V142H41ZM48 141V142H47ZM58 141V142H57ZM63 141V142H62ZM75 141V142H74ZM82 141H83V143H82ZM134 141V142H135ZM191 143H190V142ZM204 141H206V140H204ZM90 142V143H89ZM104 142H106V144L104 143ZM108 142H110L109 143V145H108ZM163 143L162 141H159V143ZM184 142H189L190 144H187V143H184ZM34 143V144H33ZM43 143V144H42ZM52 143V144H51ZM59 143V144H58ZM74 143V144H73ZM83 145H82V144ZM103 143V144H102ZM123 143V144H122ZM131 143V144H130ZM144 143H145V145L147 146H145L144 145ZM161 143L159 144V147H162L161 146ZM38 144H40V145H38ZM48 144V145H47ZM81 144V145H80ZM87 144V145H86ZM100 144V145H99ZM165 144V143H164ZM184 144H185V146H184ZM195 144H198V146L197 145H195ZM46 145V146H45ZM64 145V146H63ZM126 145H128V146H126ZM163 145V144H162ZM186 145H188L187 147H186ZM61 146V147H60ZM75 146V147H74ZM78 146V148H76ZM111 146V147H110ZM144 146H145V148H144ZM175 146H174V148H175ZM178 146H179V149H178ZM195 146V147H194ZM81 147V148H80ZM87 147V148H86ZM96 147V148H95ZM180 147H181V149H180ZM182 147H183V149H182ZM193 149H192V148ZM99 148H100V150H99ZM143 148H144V151L146 152V154H145V152L143 151ZM173 148V149H174ZM187 148H188V150H187ZM31 149V150H30ZM86 149V150H85ZM97 149H98V151H97ZM104 149V150H103ZM123 149V151H121ZM146 149H148V151H149V153L147 152V150ZM42 150V151H41ZM58 150V151H57ZM76 150H77V152H76ZM88 150V151H87ZM108 150V151H107ZM139 150H141V151H139ZM189 150H191V151H189ZM31 151V152H30ZM154 152V155L152 154L153 152ZM194 151V152H193ZM200 151V150H199ZM198 151V152H199ZM28 152V153H27ZM101 152V153H100ZM105 152V153H104ZM124 152V153H123ZM142 152H144V154H145V156H147V157H150V159H148L147 157H145L144 156V154L142 153ZM192 152L194 153V155L192 154ZM197 152V153H198ZM14 153V154H13ZM17 153V154H16ZM136 153H138V154H141V155H139V157H137V155L138 154H136ZM162 153V154H163ZM170 153H171V155H170ZM177 153H179V154H177ZM188 153V154H187ZM105 154V155H104ZM108 154V155H107ZM110 154V155H109ZM114 154V156H112ZM142 154H143V156H144V158H145V160L143 159V162L145 161L146 162V167L145 166H143L142 167V165L141 164H143L144 165V163L142 162L141 163V161L140 160H142ZM148 154V155H147ZM149 154H152V155H149ZM173 154V155H172ZM190 154H192V155H190ZM43 155V156H42ZM59 155V156H58ZM83 155V156H82ZM125 156V158H127V159H125L123 156ZM128 155V156H127ZM157 155V156H156ZM169 155V156H168ZM183 155V158L181 157ZM100 158H99V157ZM170 156H171V159H170ZM173 156H175V157H177V161H176V158L175 157H173ZM181 158H180V157ZM189 157V160H188V158L185 160V158L186 157ZM192 156V157H191ZM195 156V157H194ZM83 157V158H82ZM107 157V158H106ZM131 157L133 158V159H131ZM153 157V158H152ZM165 157H168V159L167 160H165L164 161V163H162L163 162V159L162 158H165ZM190 157H191V159H190ZM13 158V159H12ZM32 158V159H31ZM48 158V159H47ZM60 158V159H59ZM91 158V159H90ZM123 158V159H122ZM136 158H139V159H137L136 160ZM141 158V159H140ZM147 158V159H146ZM158 158V161H159V159H160V161L158 162L156 159ZM173 158V159H172ZM179 158V159H178ZM193 158H194V160H193ZM196 158V159H195ZM18 161H17V160ZM40 159V160H39ZM53 159V160H52ZM76 159V160H75ZM85 159V160H84ZM100 159L103 161V163H102V161H100ZM112 159H114V160H112ZM152 159V160H151ZM154 159L157 161H155V162H153L154 161ZM183 159V160H182ZM80 160V161H79ZM106 160V161H105ZM111 160H112V162H111ZM124 160V161H123ZM127 160V161H126ZM129 160V161H128ZM147 160V161H146ZM179 160V161H178ZM58 161V162H57ZM100 161V162H99ZM117 161H118V163H117ZM122 161L124 162V163H122ZM136 161H138L137 163H138V165H136L137 163H136ZM148 161H150V163L152 164H150L151 166L149 167V162ZM152 161V162H151ZM167 161V162H166ZM175 161H176V163H175ZM190 161H194V162H192V164H191V162ZM24 162V163H23ZM34 162V163H33ZM78 162V163H77ZM109 164H108V163ZM120 162V163H119ZM128 162L130 163L129 165H126L125 163H127L128 164ZM133 162H134V165L133 166H131L132 164H133ZM141 164H140V163ZM166 162V163H165ZM168 162H170V163H168ZM185 162V163H184ZM46 163V164H45ZM51 163V164H50ZM66 163V164H65ZM81 163V164H80ZM85 163V164H84ZM106 163H107V165H106ZM154 163H155V165H154ZM156 163H161L160 165L161 166H163V164H165L166 166H165V169L163 168V167H160V165L159 164H157L156 165ZM196 163V165H194V164ZM2 164V165H1ZM15 164V165H14ZM53 164V165H52ZM80 164V165H79ZM117 164V165H116ZM118 164L120 165V166H118ZM124 164L126 165V166H124ZM140 164V165H139ZM148 164V165H147ZM169 164H171V165H169ZM178 164V165H177ZM71 165H73L74 167H72ZM88 165V166H87ZM100 165H101V167H100ZM177 165V166H176ZM191 165V166H190ZM192 165H194V167L192 166ZM71 166V167H70ZM123 166V167H122ZM127 166H129V168L130 169H127L128 167ZM136 166V167H135ZM153 166H155V167H157V168H155V170H153ZM55 167V168H54ZM62 167V168H61ZM82 169H81V168ZM120 167V168H119ZM171 167H177V169H172ZM186 167H188V168H186ZM47 168V169H46ZM65 170H64V169ZM69 168V169H68ZM73 170H72V169ZM92 168V169H91ZM102 168V169H101ZM109 168V169H108ZM132 168V169H131ZM140 168V169H139ZM142 168H144V170H146V168H149L148 170H150V172L154 175H152L148 170H146V171H144ZM151 168H152V170H151ZM162 168V169H161ZM180 168V167H179ZM191 168H193V169H191ZM195 168V169H194ZM2 169V170H1ZM46 169V170H45ZM58 169V170H57ZM59 169H61V171L59 170ZM70 169H71V171L72 172H70ZM124 169V170H123ZM127 169V170H126ZM134 169H136V170H134ZM138 169V170H137ZM156 169H159L157 172H156ZM190 169V170H189ZM79 170V171H78ZM83 170V171H82ZM129 170H131V171H129ZM132 170H134V171H132ZM142 172H141V171ZM191 170H193V171H191ZM3 171V172H2ZM122 171L124 172V171H126V172H124V173H126V174H122ZM137 171V172H136ZM140 173H139V172ZM143 171L144 172H147V173H149V176H148V174H147V176L148 177H150V179H148V177H145V173H143ZM73 172H75V173H73ZM78 172V173H77ZM88 172V173H87ZM95 172V173H94ZM109 172L111 173V174H109ZM128 172L129 173H131V174H129V175H127L128 174ZM133 172V173H132ZM138 174V175H135L136 173ZM154 172V173H153ZM192 172L194 173V174H192ZM196 172V173H195ZM3 173V174H2ZM24 173V174H23ZM44 173H46V174H44ZM51 173V174H50ZM61 173V174H60ZM74 174V176H73V174ZM86 173V174H85ZM91 173V174H90ZM94 173V174H93ZM107 173H108V175H107ZM157 173V174H156ZM177 175H176V174ZM22 174V175H21ZM72 174V175H71ZM112 174H114V175H112ZM117 174H119V175H117ZM136 176L135 178H134V176ZM142 174H145V175H143L145 178L143 179V177L141 176ZM162 174V173H161ZM176 176H175V175ZM21 177H20V176ZM71 175V176H70ZM76 175V176H75ZM91 175V176H90ZM104 177H103V176ZM111 175V176H110ZM122 175V176H121ZM130 175H132V176H130ZM150 175H152V176H150ZM3 176V177H2ZM47 176V177H46ZM51 176V177H50ZM114 176V177H113ZM117 176H121L122 178H124V179H128L127 181H125V182H123V179H122V181H118V180H121V177L119 178V177H117ZM128 176V177H127ZM137 176H139L138 178H140L139 180L141 181H139L138 179H137ZM53 177V178H52ZM74 177H75V179H74ZM77 177V178H76ZM88 177V178H87ZM101 177V178H100ZM107 177V178H106ZM109 177V178H108ZM113 177V178H112ZM127 177V178H126ZM142 177V178H141ZM156 180H154L153 178ZM188 177H190V175L188 176ZM192 177V176H191ZM189 178V179H193V178ZM21 178V179H20ZM117 178V180H115ZM131 178V179H130ZM133 178H134V181H133ZM171 177L169 176V179H170ZM176 178H177V180H176ZM49 179V180H48ZM51 179V180H50ZM53 179V180H52ZM68 179V180H67ZM77 179V180H76ZM101 179V180H100ZM102 179H104L103 181V185H102ZM137 179V180H136ZM162 179V180H161ZM195 179V178H194ZM28 180H29V182H28ZM47 180V181H46ZM130 180V181H129ZM142 180L144 181L143 183H142ZM146 180V181H145ZM147 180H148V185H147ZM151 180V183L152 182H154L155 181V184L154 183H152L153 185H155V187L157 188V185L158 184H160V186H159V189L157 188V190L155 189V187L154 186H151V183L149 182ZM159 180V181H158ZM161 180V181H160ZM171 180V179H170ZM2 181V182H1ZM8 181V182H7ZM12 181V182H11ZM78 181V182H77ZM84 181V182H83ZM92 181V182H91ZM109 181V182H108ZM114 183V185H113V183ZM137 181H139V182H136ZM158 181V182H157ZM171 181V182H172ZM46 182V183H45ZM86 182V183H85ZM96 182V183H95ZM111 182V183H110ZM123 182V183H122ZM129 182H130V185H129ZM133 184H132V183ZM134 182H135V184H136V187H135V185H134ZM146 182V183H145ZM175 182H172V183H175ZM116 183V184H115ZM119 185H118V184ZM125 183H128L127 184V186L128 187H126V184ZM144 183H145V185H144ZM51 184V185H50ZM79 184V185H78ZM110 185V187L108 186V185ZM125 186H124V185ZM132 184V185H131ZM140 184V185H139ZM157 184V185H156ZM65 187H64V186ZM101 185V186H100ZM105 185V186H104ZM117 185H118V187H117ZM138 185H139V188L140 187H142L143 186V188L142 189H145V192H143V190L142 189H140V190H142V191H140L139 190V188H137L138 187ZM142 185V186H141ZM149 185L151 186V188H148L149 187ZM33 186V187H32ZM61 186V187H60ZM70 186V187H69ZM88 186V187H87ZM96 186V187H95ZM102 186H104V187H102ZM114 186V187H113ZM116 186V187H115ZM120 186H123L122 188H121V190L119 189L120 188ZM132 186V187H131ZM145 186H147V188L145 187ZM162 186V187H161ZM56 187V188H55ZM125 187V188H124ZM130 187L132 188L131 189V191H130ZM153 187H154V189H153ZM160 187H161V190H160ZM8 188V189H7ZM49 188H51V189H49ZM97 188V189H96ZM106 188V189H105ZM108 188V189H107ZM114 188L116 189L115 191H114ZM129 188V189H128ZM134 188H135V192H133L134 191ZM137 188V189H136ZM49 189V190H48ZM58 189H60V190H58ZM101 189V190H100ZM119 189V190H118ZM125 189V190H124ZM151 189H153V190H151ZM197 190H195L194 191V195H196V196H199L200 198L202 197H204V199L203 200H201V199H199V200H201V201H203V202H205V205H203L204 203L203 202H200L199 203V200H198V198L199 197H193V195H192V197H191V201H196L197 202V206L199 207L200 205H203V206H200L199 207V209H198V207H197V209L196 208H194L193 206L194 205H192V208H191V212L195 215V216H193L194 218L196 217V215L198 216V215H200V217L199 218H201L202 217V220H201V225H202V227L203 228H205V226L206 227H208V224L210 225V222H211V217H208V220H210V221H208L207 220V225H206V221L204 222L203 220L205 219L206 220V217L207 216H209V215H207V214H209L208 212H207V214H206V212H204V210L206 211V206H207V203H206V200H205V196H201V194H203L204 195V192H203V187L201 188V187H199V189H198V187L196 188ZM201 189H203V190H201ZM52 190V191H51ZM61 190H63L62 192H61ZM105 190V191H104ZM108 190V191H107ZM110 190L112 191H114L113 193H111L110 192ZM129 190V191H128ZM136 190H138V191H140V193L141 192H143V194L141 193V194H137L136 192H138V191H136ZM153 191V192H151V191ZM160 190V191H159ZM166 190V191H165ZM199 190V191H198ZM202 191V193H201V191ZM41 191H42V193H41ZM57 191V192H56ZM66 191H68V192H66ZM72 191V192H71ZM81 191V192H80ZM86 191H88V192H86ZM99 191V192H98ZM103 191H104V194H103ZM116 191H118L119 193H117ZM126 191V192H125ZM129 193H133L132 195L131 194H129ZM159 191V192H158ZM45 192V193H44ZM75 192V193H74ZM116 192V193H115ZM120 192H122V193H124L123 195L124 196H126V199H125V197H123V195H121L120 194ZM155 192H157V195H154V193ZM163 192H164V194H163ZM198 192V193H197ZM62 193V194H61ZM107 193V194H106ZM115 193V194H114ZM126 193H128V194H126ZM134 193H136V194H134ZM139 193V192H138ZM159 193V194H158ZM196 193V194H195ZM109 194V195H108ZM114 194V195H113ZM116 194H119L120 195V197H119V195H117L116 196ZM126 194V195H125ZM146 194H148V195H146ZM156 194V193H155ZM162 194H163V196H164V198H162V200H159V199H161V198H159V196L160 197H163L162 196ZM168 194V195H167ZM171 194V195H170ZM198 194V195H197ZM6 195V196H5ZM44 195V196H43ZM50 195V196H49ZM63 195V196H62ZM104 195V196H103ZM131 197H130V196ZM135 195H136V198H135ZM140 195H142V196H144V197H146V198H142V196H140ZM153 195V196H152ZM87 196H88V198L89 199H87ZM92 196V197H91ZM102 196V197H101ZM113 196H115V197H113ZM154 196H156V198L154 197ZM169 196H172V197H169ZM27 197V198H26ZM43 197V198H42ZM50 197V198H49ZM59 197V198H58ZM75 197V198H74ZM104 197H105V199H104ZM110 197V198H109ZM119 197V202L121 201V198H122V205H120L121 204V202L120 203H118V201H116L117 200V198ZM129 197V198H128ZM133 197V198H132ZM139 198V204L141 205H139V209H141L142 207V209H141V211L145 208V209H148V211L149 212H151L153 215H151V213H149V212H145V213H143L144 211H139V209L138 208H136L137 206L136 205H138V202H137V204H135L134 202H136L135 200H137L138 201V198ZM156 199V202L154 201V203H153V200H155L154 198ZM169 197V198H168ZM2 198V199H1ZM4 198V199H3ZM54 198V199H53ZM69 198V199H68ZM109 198V199H108ZM127 198H128V201H127ZM131 198V199H130ZM152 198H153V200H152ZM172 198H174V199H172ZM194 198H197L196 200L194 199ZM76 199V200H75ZM111 199L114 201V199H115V201L114 202H112L111 201ZM134 199V200H133ZM140 199H143V200H145V201H143V200H141V201H143V202H145L144 203V205H143V202H142V204H141V201H140ZM146 199H147V201L149 202V204H148V202L146 201ZM193 199V200H192ZM60 200V201H59ZM87 200V201H86ZM106 200V201H105ZM123 200H125L124 202H123ZM29 201V202H28ZM108 201V202H107ZM130 201H132L131 203H130ZM134 201V202H133ZM161 201V202H160ZM164 201H168V202H165L164 203ZM87 202V203H86ZM105 202V203H104ZM127 202V203H126ZM163 202V203H162ZM170 202H172V203H170ZM42 203H43V205H42ZM82 203V204H81ZM99 203H100V205H99ZM106 203H107V205H108V207H107V205H106ZM109 203V204H108ZM126 203V204H125ZM130 203V204H129ZM156 203H158V204H156ZM170 203V205H172V206H170V205H168ZM69 204V205H68ZM78 204H80V205H78ZM104 205V207H103V209H105V210H102V206ZM114 204V205H113ZM118 205L119 204V206H116V207H114L115 205ZM145 204H147V205H145ZM161 204L163 205V206H161ZM175 204V205H174ZM9 205V206H8ZM20 205V206H19ZM109 205H112L111 207L109 206ZM149 205V206H148ZM151 205V206H150ZM159 205H160V207H159ZM41 206V207H40ZM81 206H82V208H81ZM99 206H101V209H100V207ZM105 206L107 207V208H105ZM123 206H124V208H123ZM145 206H148V208L147 207H145ZM169 206H170V208H169ZM33 207V208H32ZM46 207V208H45ZM78 207H80L79 209H80V211H79V209H77ZM164 207H168V210L170 209V210H172L173 212H171V211H168L167 212V214H166V212L164 211V210H166V208H164ZM172 207H175V208H172ZM196 207V206H195ZM201 207H202V209H201ZM8 208V209H7ZM53 208V209H52ZM110 208V209H109ZM114 208V209H113ZM157 208V209H156ZM162 208H164V209H162ZM194 208V209H193ZM14 209V210H13ZM63 209V210H62ZM113 209V210H112ZM118 209H120V210H118ZM128 211H127V210ZM132 209V210H131ZM137 209H138V211H137ZM144 209V210H145ZM151 209H152V211H151ZM176 209H177V211H176ZM193 209V210H192ZM9 210V211H8ZM108 210H111V211H108ZM126 210V211H125ZM131 210V211H130ZM174 210L176 211V213L174 212ZM203 210V211H202ZM3 211V212H2ZM83 211V212H82ZM99 211V212H98ZM100 211H105V212H100ZM109 213H108V212ZM118 211V212H117ZM120 211V212H119ZM124 211L125 212H127L128 213V215H129V213H130V215L129 216H131V218L127 215V213L125 214L124 213ZM146 211V210H145ZM167 211V210H166ZM46 212V213H45ZM98 212V213H97ZM108 214H110V215H112V216H110V215H108ZM114 212V213H113ZM169 212L171 213V214H169ZM198 212V213H197ZM199 212H200V214H199ZM136 213H140L139 215H138V217H137V215H136ZM142 213V214H141ZM174 213V215L176 214L178 217L177 218H174L173 217V214ZM191 213V214H192ZM46 214V215H45ZM70 214V215H69ZM99 214V215H98ZM103 214H105L104 215V217H103ZM124 214V215H123ZM133 214V215H132ZM147 214V215H146ZM150 214V215H149ZM159 214V215H158ZM201 214H202V216H201ZM74 215V216H73ZM92 215V216H91ZM102 215V216H101ZM121 215V216H120ZM123 215V216H122ZM127 215V216H126ZM168 215V216H167ZM170 215V216H169ZM172 215V216H171ZM176 215H175V217H176ZM207 215V216H206ZM95 216L97 217L96 219H95ZM100 216V217H99ZM106 216H109V217H106ZM134 216V218H132ZM142 216V217H141ZM8 217V218H7ZM72 217V218H71ZM86 217H89V218H86ZM92 217L94 218V219H92ZM110 217H112V218H110ZM117 217H119V218H116ZM125 219H124V218ZM143 219V220H141V218ZM149 217H151V218H149ZM170 217V218H169ZM173 217V221L175 222V224H174V222H172V218ZM105 218L107 219L106 221V223L104 222V220H105ZM108 218H109V220H108ZM122 218V219H121ZM128 218H130L131 219V221L128 219ZM155 218V219H154ZM179 218V219H178ZM204 218V219H203ZM16 219V220H15ZM103 219V220H102ZM124 219V220H123ZM133 219V220H132ZM171 219V220H170ZM5 220H7V221H5ZM14 220V221H13ZM86 220H88V221H86ZM93 220H96V221H93ZM99 220H100V222H99ZM110 220H111V222H110ZM121 220V221H120ZM144 220H145V222H144ZM152 222L153 220V222L152 223H150V221ZM6 223H5V222ZM83 221V222H82ZM93 221V222H92ZM113 221H116V222H113ZM124 221H125V223H124ZM127 221H129V222H127ZM141 221V222H140ZM169 221L171 222V225H173V226H175L176 225V228L178 229H176L175 230V227H173V226H169L170 225V223H169ZM178 221V222H179ZM98 224H97V223ZM108 222H110L109 224H108ZM120 222V223H119ZM132 224H131V223ZM133 222L134 223H136V224H133ZM140 222V223H139ZM155 222V223H154ZM158 222V223H157ZM89 223H94L93 225L92 224H89ZM103 224V227H102V224ZM114 224V226H115V228H114V226H113V224ZM117 223H119V224H117ZM124 223V224H123ZM129 223L131 224V225H129ZM137 223H138V225H137ZM144 223V224H143ZM149 225H148V224ZM154 223V224H153ZM3 224H4V226H3ZM17 224V225H16ZM45 224V225H44ZM86 225V227H85V225ZM101 226H100V225ZM108 224V225H107ZM110 224H111V226H110ZM122 226H121V225ZM141 224V225H140ZM145 224H146V226H145ZM157 224V225H156ZM158 224H159V226H158ZM5 225H7V226H5ZM94 227L95 225H97L96 227H95V229L92 227V226ZM108 227V228H111V230L110 229H108V228H106V226ZM134 225H137V228H136V226H134ZM151 225H153L154 227V232H153V228L151 227ZM164 225V226H163ZM205 225V226H204ZM13 226V227H12ZM77 226V227H76ZM89 226H90V229H93V231L92 230H90V229H88L89 228ZM98 226H99V228H98ZM131 226V227H130ZM164 228H163V227ZM7 227V228H6ZM17 227V228H16ZM82 227V228H81ZM84 227V228H83ZM121 227V228H120ZM123 227V228H122ZM136 229H135V228ZM138 227H140L142 230H144V232L147 234V232H148V230L150 231V232H148V233H150V236H149V234H140V233H138V232H140V230L138 229ZM146 227H150L149 229L148 228H146ZM170 227V228H169ZM5 228V229H4ZM96 228H98V229H96ZM101 228V229H100ZM115 230H114V229ZM132 228H134V230L132 229ZM144 228V229H143ZM152 228V229H151ZM10 229V230H9ZM16 229V230H15ZM109 230V231H111V233H112V231L114 232V233H117L119 236L121 235V234H119V232L120 233H124V234H122L123 235V237H122V235L120 236V237H117L118 235H115L114 233H112V234H114V235H112L109 231H106V230ZM113 229V230H112ZM128 229V230H127ZM129 229L131 230H133V232H134V234L137 236H134V234H132V232L131 231H129ZM138 229V230H137ZM206 229H208V232L210 231V233L212 232V229H211V227L209 226V228H205V231L207 232V230ZM255 229V228H254ZM18 230V231H17ZM49 230V231H48ZM96 230H97V232H98V230L100 231V233H101V231H104V232H102V233H104L103 234V236L99 233H97L96 232ZM136 230H137V232H136ZM141 230V233H143V231ZM163 230V231H162ZM175 231V233H177V234H175L174 233V231ZM16 231V232H15ZM25 231V232H24ZM92 231V232H91ZM95 231V233L94 234H97V235H101L100 236V238H99V236H97V238H96V235H93V234H91V233H93ZM117 231V232H116ZM122 231V232H121ZM125 231V232H124ZM127 231H129L128 233H127ZM151 231L153 232V233H151ZM160 231V232H159ZM256 231V230H255ZM255 231H254V233H255ZM11 232V233H10ZM87 232H89V233H87ZM91 232V233H90ZM168 232H170V233H168ZM171 232L173 233V235H171ZM7 233V234H6ZM18 233V234H17ZM68 233H70V234H68ZM107 233H109V235L107 234ZM126 233V234H125ZM157 233V234H156ZM161 233V234H160ZM167 233H168V235H167ZM26 234V235H25ZM107 235V236H104V235ZM128 234V236H126ZM132 234V236L135 238H133L132 236H130ZM138 234H140L139 236H138ZM163 234V235H162ZM52 235V236H51ZM93 235V236H92ZM111 235V236H110ZM146 235V236H145ZM152 235V236H151ZM154 235H157V237H158V241H159V243H160V246H159V244H158V242H157V240L155 239V238H157L156 236H154ZM167 236V239H166V236ZM175 235V236H174ZM255 235V234H254ZM11 236V237H10ZM109 236V237H108ZM114 236V237H113ZM132 237V239L131 238H128V237ZM147 236H149V239H151L150 237H153L151 240H149L148 238H146L145 240H143V238H145V237H147ZM170 236L172 237V239L170 238ZM17 237H19V238H17ZM94 237V240L96 241V243H95V241L92 239ZM126 237H127V239H129V240H127L126 239ZM173 237H175V238H177V239H180V240H175V238H173ZM180 237V238H179ZM255 237V236H254ZM254 237H252L251 239H252V241L253 240H255V239H253ZM4 238V239H3ZM114 238H116V239H114ZM119 238V239H118ZM138 238V240H136ZM164 238V239H163ZM169 238V239H168ZM3 239V240H2ZM11 239V240H10ZM27 239V240H26ZM82 239V240H81ZM99 239H101L100 241H98ZM113 239V241L115 240V242H112L111 240ZM141 239V240H140ZM172 240V242H171V240ZM102 240H104L103 242H102ZM116 240H118V241H116ZM145 242H147V245H149V246H147L146 245V242L145 243H143V241ZM167 240V241H166ZM170 242H169V241ZM174 240H175V242H177V243H179V245L178 244H176L175 242H174ZM89 241V242H88ZM139 241H142V244H141V242L139 243ZM162 241V242H161ZM180 241H183L182 243L180 242ZM184 241L186 242L185 244H183L184 243ZM251 241V242H252ZM84 244H83V243ZM97 242H100L101 243V245L102 244H104V245H102L103 247H104V250H103V247L102 246H100V243H97ZM117 242V243H116ZM120 242V243H119ZM121 242H125L124 244L123 243H121ZM154 244H156L157 243V245H158V247H159V250L156 248V245L154 244H152V243ZM173 242H174V245H173ZM116 243V244H115ZM119 243V245H117ZM134 245H133V244ZM140 245H139V244ZM168 245H167V244ZM15 244V245H14ZM21 244V246H19ZM48 244V245H47ZM89 244V245H88ZM92 244V245H91ZM97 245V244H99V245H97V246H95V245ZM114 246H113V245ZM126 244V245H125ZM162 244V245H161ZM170 244L172 245V246H174L175 248H176V246L178 247L177 249H175V250H173L174 248H172V246H171V249L170 248H167V247H169L170 246ZM181 244V245H180ZM121 245V246H120ZM145 245H146V247H145ZM153 245V246H152ZM165 245V246H164ZM176 245V246H175ZM184 245V246H183ZM253 245H255V241H253V243H252V245H251V249L253 250V249H255V246H257V244L255 245V246H253ZM36 246V247H35ZM84 246V247H83ZM112 246L113 247H115V249L114 248H112ZM118 246H120V247H118ZM131 248H130V247ZM153 248H152V247ZM162 246V247H161ZM186 246V247H185ZM2 247H3V249H2ZM108 247H109V249L111 250V251H108L109 249H108ZM142 247V248H141ZM148 247H150V249H151V251L149 250V248ZM11 248V249H10ZM96 248H98V249H96ZM106 248V249H105ZM116 248L118 249V248H120L119 250H120V252H119V250H116ZM133 248H134V250H133ZM155 248V250H154V252H153V249ZM161 248H162V250H161ZM182 248H184L183 250H182ZM186 248V249H185ZM257 248V247H256ZM65 249V250H64ZM123 249V250H122ZM130 249V250H129ZM166 249V250H165ZM191 249H192V251H191ZM257 249H259V248H257ZM11 250V251H10ZM20 250V251H19ZM95 250V251H94ZM104 252H103V251ZM112 250H114L115 251V253H113L112 254ZM132 250V251H131ZM138 250V251H137ZM144 250V251H143ZM171 250V251H170ZM249 250V249H248ZM14 251V252H13ZM119 253H121L122 252V257H121V254H118V252ZM125 251V252H124ZM131 251V252H130ZM156 251V252H155ZM157 251H158V254H157ZM161 251H163V252H161ZM167 251V252H166ZM173 251H175L174 253H171V252H173ZM182 251V252H181ZM255 251L256 252H258V250H256L255 249ZM260 251V250H259ZM101 252H103L105 255L107 254V256H105L103 253H101ZM107 252V253H106ZM108 252H110V253H108ZM117 252V253H116ZM141 254H140V253ZM144 254H143V253ZM152 254H151V253ZM160 252V253H159ZM181 252V254H179ZM134 255H133V254ZM146 253V254H145ZM155 255H154V254ZM169 253V254H168ZM184 253V254H185ZM196 253V252H195ZM194 253V256H195V258L197 257V253L195 254ZM259 253V252H258ZM3 254H4V256H3ZM131 254V255H130ZM138 254H139V256H138ZM149 254V255H148ZM161 254V255H160ZM166 254V255H165ZM173 254H175L177 257L175 258V255H173ZM179 254V255H178ZM21 255V256H20ZM93 255H95V257L93 256ZM103 255H104V257H103ZM109 255H110V257H109ZM111 255H113L112 257H111ZM116 255V257L120 260L121 259V261H119L116 257H114ZM121 257H119V256ZM153 255V256H152ZM156 255H160V256H156ZM163 255V256H162ZM169 255V256H168ZM171 255H172V257H171ZM180 255H181V257H180ZM134 256V257H133ZM138 256V257H137ZM147 256V257H146ZM156 256V257H155ZM166 256V257H165ZM174 256V257H173ZM94 257V258H93ZM101 257V258H100ZM103 257V258H102ZM107 257V263H106V260H105V258ZM114 257V258H113ZM153 257V258H152ZM158 257L160 258V259H158ZM162 257H164V258H162ZM170 257V258H169ZM96 258V259H95ZM109 258V259H108ZM126 258V259H125ZM137 258V259H136ZM140 258V259H139ZM143 258H145V259H143ZM150 258V259H149ZM169 258V259H168ZM8 259V260H7ZM93 259V260H92ZM115 259H117V260H115ZM4 260V261H3ZM80 260V261H79ZM138 260V261H137ZM140 260V261H139ZM152 260V261H151ZM176 260H177V262H176ZM96 261V262H95ZM111 261V262H110ZM144 261V262H143ZM157 261V262H156ZM169 261H170V263H169ZM136 262V263H135ZM140 262V263H139ZM183 262V263H182ZM116 263V262H115ZM179 263V264H180Z\"/></svg>",
    "mask_w": 264,
    "mask_h": 264
}]
</instances>
